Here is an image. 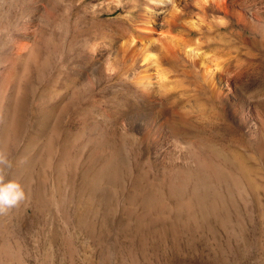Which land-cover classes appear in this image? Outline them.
Segmentation results:
<instances>
[{
  "label": "rangeland",
  "instance_id": "rangeland-1",
  "mask_svg": "<svg viewBox=\"0 0 264 264\" xmlns=\"http://www.w3.org/2000/svg\"><path fill=\"white\" fill-rule=\"evenodd\" d=\"M93 1L70 16L75 0H0V184L25 193L0 209V264H264V0L188 33L220 59L223 92L165 65L160 128L129 118L156 101L101 56L126 10Z\"/></svg>",
  "mask_w": 264,
  "mask_h": 264
},
{
  "label": "bare ground",
  "instance_id": "bare-ground-1",
  "mask_svg": "<svg viewBox=\"0 0 264 264\" xmlns=\"http://www.w3.org/2000/svg\"><path fill=\"white\" fill-rule=\"evenodd\" d=\"M84 1L75 0L68 14L70 16L75 14L79 5ZM191 4L195 10H187V0H103L99 3L93 1L87 5L86 11L89 10L93 14L99 15L113 12L119 7L126 10V14L117 17L121 19L118 20V24L112 26L114 35L118 34L119 40H121L119 45H116L115 42L105 44L104 52L100 54L105 57L104 66L107 71L114 72L118 64L122 65L121 73L123 71L126 79L133 84L136 96H138L137 92H140L147 102L156 101L154 108L150 107L143 113H137L136 116L130 114V119L135 117L139 121H148L147 118H154L159 122V128L168 126L169 118L164 113L163 104L161 105L163 97L158 89L167 83L168 76L164 73L165 71L163 72V67L175 65L178 61L194 67L201 83L207 84L215 92H223L221 83L226 76L220 59L218 60L214 54H208L206 49L201 47L200 40L202 38L200 35L201 39L199 37H195L196 40L192 39L194 42L190 41V35L189 37L187 35L191 31L200 32L204 29L205 22L210 16L219 19L230 17L237 25L244 24L247 17L231 0H191ZM137 6L140 7V9L138 8L139 14L137 13L139 17L133 19L129 12ZM127 25L134 26V30L127 32L125 30ZM97 54L94 61L98 65L101 56H99V52ZM136 67L139 68V74L135 75L133 71ZM152 74L154 75L152 76ZM153 77L158 80H153ZM231 106H233V116L240 121H245L244 108L233 103ZM248 126L250 127V124ZM158 132L159 130L156 128L153 131L145 124L143 135L150 138L159 134Z\"/></svg>",
  "mask_w": 264,
  "mask_h": 264
},
{
  "label": "clouds",
  "instance_id": "clouds-1",
  "mask_svg": "<svg viewBox=\"0 0 264 264\" xmlns=\"http://www.w3.org/2000/svg\"><path fill=\"white\" fill-rule=\"evenodd\" d=\"M25 196L22 186L16 181L0 184V209L14 205Z\"/></svg>",
  "mask_w": 264,
  "mask_h": 264
}]
</instances>
